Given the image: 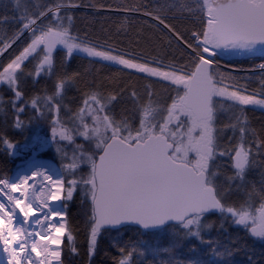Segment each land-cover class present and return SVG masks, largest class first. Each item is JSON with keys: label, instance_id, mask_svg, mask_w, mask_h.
<instances>
[{"label": "snow or ice", "instance_id": "snow-or-ice-1", "mask_svg": "<svg viewBox=\"0 0 264 264\" xmlns=\"http://www.w3.org/2000/svg\"><path fill=\"white\" fill-rule=\"evenodd\" d=\"M85 7L123 17L102 44ZM132 17L140 51L112 39ZM0 86L58 161L0 176V264H95L103 240L111 264L264 261V0H0Z\"/></svg>", "mask_w": 264, "mask_h": 264}, {"label": "trees", "instance_id": "trees-1", "mask_svg": "<svg viewBox=\"0 0 264 264\" xmlns=\"http://www.w3.org/2000/svg\"><path fill=\"white\" fill-rule=\"evenodd\" d=\"M86 4L92 3L93 0H84ZM102 3H111L116 4L120 3L121 0H100ZM129 2H133V0H129ZM138 2V0H136ZM77 21H76V28L80 31L81 35H84L85 33L88 35L89 39L93 40L96 43H104V40L108 37V31L114 22L123 19L122 16L117 17L115 15H110L109 13H106L104 11H101L99 13H93V9L90 7L81 8L77 13ZM133 20H138L137 23H130L127 31V35L121 34L118 37H113L119 46L125 47L127 50H135L140 51L141 48H147V45L141 41V47L137 48L135 45V41L137 39V33L141 31V25L143 24L142 19H138L137 17H132ZM103 29V30H102ZM143 29L146 34H150L149 29H147V26L144 25ZM132 42L131 46H129V42ZM111 43L112 40H109ZM259 59L255 60L254 63H257ZM74 64H79L80 61H74ZM86 65V61L84 62ZM240 63L245 67H251L253 64V61L245 60L243 58H240ZM87 66V65H86ZM39 87V86H37ZM3 86H0V92H2ZM4 98L7 99V95L4 94ZM260 113L257 112L254 114L253 119L258 124ZM24 119L25 124L27 127L21 131L16 130L12 128H8L6 125L3 124L2 117H0V133L7 132L8 137L10 138L11 142L13 144L20 143L22 140H24L28 136V132H40L42 130H45L47 126L43 123L39 124H28L27 123V116L22 117ZM27 134L26 136H24ZM51 154V153H50ZM52 157L56 160L55 154H51ZM25 157V156H24ZM24 157H21L24 158ZM20 160V159H18ZM14 155H9L7 152L4 151V146L0 145V176L3 175H9L11 169L14 167L16 162L18 161ZM57 161V160H56ZM58 162V161H57ZM258 178V177H257ZM76 205H72V212L75 211ZM71 216V213H70ZM75 219H72V223L75 224ZM229 231H234L231 227L229 228ZM75 235V232L73 233ZM83 239V236H77V247L83 251V248L86 247V245H81L80 241ZM257 252H259V245H256ZM108 251L110 256L116 254V250L112 249L108 246V242L106 240H103L101 242V248L98 250L97 255L95 256V264H111L110 256L107 258H104V251ZM103 258V259H102ZM258 260L259 255L256 257ZM234 264H247V257L246 255L242 253H238L233 257ZM72 264H87V259L85 256H77L73 259ZM261 264H264V261H261Z\"/></svg>", "mask_w": 264, "mask_h": 264}, {"label": "rangeland", "instance_id": "rangeland-1", "mask_svg": "<svg viewBox=\"0 0 264 264\" xmlns=\"http://www.w3.org/2000/svg\"><path fill=\"white\" fill-rule=\"evenodd\" d=\"M258 62H261L260 60ZM28 136L22 140L20 143L14 144L16 145V147L12 150V152L14 153L13 155L16 157V159H20L16 162V164L14 165V167L11 169L9 175L12 174V172L14 171V169L19 166V165H26V162L31 159L33 152H37V157H41V154H47L51 159H53L56 163H58L54 157H52L51 154H55L54 151L51 148H45L43 151H40V145L37 142L38 139H44L47 140L49 139L50 136V129L47 127L45 130H42L40 132H28L27 133ZM27 134H25L24 136H26ZM28 145V148H25L24 146ZM33 145H35L33 147ZM51 153V154H50ZM25 156V157H24ZM21 157H24L21 159Z\"/></svg>", "mask_w": 264, "mask_h": 264}, {"label": "water", "instance_id": "water-1", "mask_svg": "<svg viewBox=\"0 0 264 264\" xmlns=\"http://www.w3.org/2000/svg\"><path fill=\"white\" fill-rule=\"evenodd\" d=\"M42 156L41 157H37L38 159L40 160H45V161H48L49 163H56L53 159H51L50 157H47L49 155L47 154H41ZM24 164L22 165H19V166H23ZM18 171V166L14 169V171L12 172L11 175H13L14 173H16Z\"/></svg>", "mask_w": 264, "mask_h": 264}, {"label": "bare ground", "instance_id": "bare-ground-1", "mask_svg": "<svg viewBox=\"0 0 264 264\" xmlns=\"http://www.w3.org/2000/svg\"><path fill=\"white\" fill-rule=\"evenodd\" d=\"M16 173L13 174V176L15 175Z\"/></svg>", "mask_w": 264, "mask_h": 264}]
</instances>
